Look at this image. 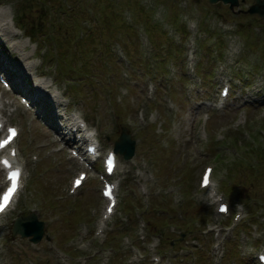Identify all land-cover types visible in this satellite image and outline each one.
Instances as JSON below:
<instances>
[{
	"label": "rangeland",
	"instance_id": "374dc122",
	"mask_svg": "<svg viewBox=\"0 0 264 264\" xmlns=\"http://www.w3.org/2000/svg\"><path fill=\"white\" fill-rule=\"evenodd\" d=\"M252 1L231 11L208 0H0V62L21 66L52 100L41 97L40 116L0 86V118L19 129L23 168L21 191L0 218V264H259L264 19L244 12ZM49 119L82 121L101 151L112 149L121 127L136 141L129 161L117 155L119 223L102 219L100 160L69 195L84 166ZM206 165L214 195L198 186ZM217 197L228 215L216 213ZM123 203L137 214L124 215ZM30 211L44 223L38 242L11 234L16 217ZM146 220L158 225L150 231Z\"/></svg>",
	"mask_w": 264,
	"mask_h": 264
},
{
	"label": "water",
	"instance_id": "95a60500",
	"mask_svg": "<svg viewBox=\"0 0 264 264\" xmlns=\"http://www.w3.org/2000/svg\"><path fill=\"white\" fill-rule=\"evenodd\" d=\"M218 1H221L224 4H229L230 9H232L238 3L237 0H209L210 3H216ZM246 13L250 15L257 14L258 16L264 19V0H254L253 3L248 6ZM123 131L124 129H122V134L119 138V141L115 143V149L119 153L125 155L126 158H129L133 154L134 142L129 140V135L124 134ZM42 226L43 224L36 220L35 215L31 214L28 217L17 220L12 228V233L13 235L19 234L20 237L31 235V241L35 242L39 240V237H41ZM33 231H36L37 233Z\"/></svg>",
	"mask_w": 264,
	"mask_h": 264
},
{
	"label": "bare ground",
	"instance_id": "6f19581e",
	"mask_svg": "<svg viewBox=\"0 0 264 264\" xmlns=\"http://www.w3.org/2000/svg\"><path fill=\"white\" fill-rule=\"evenodd\" d=\"M1 16H6L3 13L1 14ZM4 21V19H1L0 23ZM6 31V30H5ZM16 69L13 68H7L5 67V65L3 63L0 62V68L5 71L8 75L13 76L16 78V81L13 82L14 83V88L17 90H22V89H26V83H25V78L23 77V74L18 70H23V68L21 66L15 65ZM36 102V99H33ZM43 106H45L44 104H42L40 106V110H42ZM51 122V120H50ZM55 128L58 129L59 127H57V125H55Z\"/></svg>",
	"mask_w": 264,
	"mask_h": 264
},
{
	"label": "snow or ice",
	"instance_id": "6c2138e0",
	"mask_svg": "<svg viewBox=\"0 0 264 264\" xmlns=\"http://www.w3.org/2000/svg\"><path fill=\"white\" fill-rule=\"evenodd\" d=\"M11 134L14 136L15 135V131L12 130V133ZM2 146L3 145H0V147H2ZM18 176H19V173L18 172H13L11 174V176L9 177V179H11L13 181V184H12V187L9 189L8 194L4 196V204L3 205H0V212H3L4 207L7 205L10 196L16 191V183H15V181H16V179H17ZM204 184H205V186H207V184H208L207 176L204 179ZM76 185H77V187L80 185V180H77L76 181ZM106 194L107 195H110V192L109 193H106ZM108 211L111 212L112 209L109 208ZM220 211L221 212H224L225 209L223 207H221Z\"/></svg>",
	"mask_w": 264,
	"mask_h": 264
},
{
	"label": "trees",
	"instance_id": "16d2710c",
	"mask_svg": "<svg viewBox=\"0 0 264 264\" xmlns=\"http://www.w3.org/2000/svg\"><path fill=\"white\" fill-rule=\"evenodd\" d=\"M67 39V38H66ZM68 40V39H67ZM69 40H70V38H69ZM89 41V40H88ZM89 42H94V41H92V40H90ZM105 45H106V43H105ZM86 55V54H85ZM10 236V235H9Z\"/></svg>",
	"mask_w": 264,
	"mask_h": 264
}]
</instances>
